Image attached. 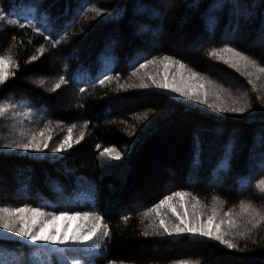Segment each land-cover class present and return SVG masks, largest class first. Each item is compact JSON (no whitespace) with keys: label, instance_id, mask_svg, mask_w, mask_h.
<instances>
[{"label":"trees","instance_id":"trees-1","mask_svg":"<svg viewBox=\"0 0 264 264\" xmlns=\"http://www.w3.org/2000/svg\"><path fill=\"white\" fill-rule=\"evenodd\" d=\"M243 3L253 12L249 18ZM91 6L103 15L88 11ZM0 10L25 24L22 29L0 21V55L10 53L19 64L0 101L20 102L31 112V125L54 132L53 144L73 124L74 139L84 132L63 156L29 155L0 142V207L101 215L111 236L97 241L100 254L90 264H264V224L247 240L234 241L247 251L187 234L143 235L156 220L143 213L175 191L195 195L205 214L217 197L221 218L238 213L242 201L264 212L257 187L264 180V76L252 77L254 91L245 74L210 55L231 47L264 67V47L254 45L260 33L264 37V0H176L169 9L162 0H0ZM235 31L243 41L224 36ZM34 55L38 59L31 61ZM164 55L252 107L244 114L220 113L154 86L121 89L138 84L145 73L163 76V65L132 73ZM60 76L66 83L51 91ZM110 147L121 158L108 164L101 152ZM191 172L198 177L193 184ZM31 250L22 241L0 239V261L30 264Z\"/></svg>","mask_w":264,"mask_h":264},{"label":"snow or ice","instance_id":"snow-or-ice-1","mask_svg":"<svg viewBox=\"0 0 264 264\" xmlns=\"http://www.w3.org/2000/svg\"><path fill=\"white\" fill-rule=\"evenodd\" d=\"M87 10L95 13L96 16L103 15V12L95 6H91ZM0 21L6 22L9 26H18L22 29L25 27L24 23L13 19L11 15H8L3 10H0ZM38 34L43 35L42 32H38ZM56 43H59V41H56ZM37 51L42 55L45 49L40 47ZM210 55L222 60L225 64L236 69V71L245 74L249 78L248 83L252 85L253 90H257L256 83L252 77L255 75L256 80L261 79L264 76V67L260 66L256 60L231 47H225L220 51L213 50L210 52ZM37 59L38 57L35 55L31 57V61ZM149 65H163V76H160L159 73H145L144 76L140 77L138 84L120 85L121 89L125 87L146 89L154 86L157 89H165L169 92L177 93L189 101L206 105L207 108L214 109L220 113L244 114L252 107L245 97H233L230 92H226L223 88H218L207 77L200 75L186 64L168 55L153 58L146 63L140 64V68L134 71L132 76H137L140 69H146ZM18 68V62L10 53L0 55V93L6 91L5 85L15 76L14 69L18 70ZM170 69H175L174 75L169 74ZM105 79L111 81L112 77L106 76ZM146 81H151V85ZM44 83V80L39 81L40 86H43ZM65 83V78L60 76L59 81L52 86L51 91L60 89L61 85ZM100 83L104 84L105 81L101 80ZM193 84L195 85L194 87L191 86ZM260 99L264 100V97ZM17 107L15 104L0 101V119L4 118L9 112L16 114L15 109ZM20 114L26 119L31 116V112L27 110ZM144 118L146 119L147 117ZM75 127L76 125L73 124L67 128V134L57 146L51 148L52 152H64L72 147ZM20 136L22 139L4 144L3 147L24 152L41 153L49 148V142L52 140V136L47 134L45 130H39L31 134L21 132ZM83 138L84 132L81 131L79 138L75 139L74 142L78 144ZM262 140H264V137H262ZM228 151L229 149L226 148V154ZM105 154L116 160L121 158L115 148H105L101 152V155ZM261 166L264 167V163ZM257 187L261 193H264V180H260ZM220 203L222 201H219L217 197H213L210 214L207 215L206 219H202L205 213L202 211L204 205L201 204V201L190 192L175 191L170 195H166L154 207L143 213L145 218L151 217L153 214L156 217V220L148 225L152 230L151 233L145 230L143 235L145 237L150 234L155 236L180 237L187 234L192 237L198 236L217 241L231 250L247 251L246 245L241 248L234 241L237 237L247 240L252 230L264 224V212L255 208L251 203L242 201L239 205L240 211L238 213L235 210H231L224 213L225 218H221L217 209V204ZM189 204L191 211L186 207ZM161 209H167L171 213V216L174 217V220L169 219ZM127 219L126 217L125 223ZM60 221L65 222V225L71 221H78V224L74 231L67 226L61 230V227L58 225ZM70 232L71 234H69ZM0 233L5 234L3 239L6 241L11 240L13 237H18L20 240L30 242L32 245H52L54 249L57 246L64 248L66 245H92L97 250V253L101 245L96 243V241L108 239L111 236L109 225L106 223L104 217L95 214L92 210L77 211L73 214H69L68 211H62L57 215L54 212L27 205L0 207ZM253 243H256V241H253ZM65 251L79 252L83 256L91 254L88 248L80 247L65 248ZM0 264H11V262L5 258L3 261H0ZM15 264H22V261L17 260ZM64 264H67V261ZM71 264H81V260L73 258ZM179 264H186V262L181 261Z\"/></svg>","mask_w":264,"mask_h":264},{"label":"rangeland","instance_id":"rangeland-1","mask_svg":"<svg viewBox=\"0 0 264 264\" xmlns=\"http://www.w3.org/2000/svg\"><path fill=\"white\" fill-rule=\"evenodd\" d=\"M175 1L176 0H162V5L164 6V8L169 9L175 5ZM243 6H244V3H243ZM242 13L245 14L246 18H249V16L252 15L253 12L251 13L250 11L246 10V8L244 6L242 9ZM207 26H209V25H207ZM158 29H159L158 26L154 29L155 30V32H153L154 37H153L152 41L150 42L152 46H155L157 43L156 40L158 38H157L156 33H158ZM224 36L226 37L227 40H231V39L238 40V41L244 40V38L239 34L238 31H235L233 33L226 32ZM254 45L257 47H264V37L261 33L259 34L258 39ZM194 52H198V49L195 48ZM138 56H140V55H138ZM174 74L175 73L170 74V75H174ZM191 86L194 87L195 85L193 84ZM2 102L15 104L18 107L15 109L16 114H13V112H9L8 114H6V116L4 118L0 119V142H2V143L6 142L4 144H7V143H12L14 141L20 140V139H22V137L20 136L21 132H24L26 134L38 132V129H36L37 127L31 125L30 119L29 118L26 119L23 115L20 114V113L25 111V110H23L24 108L22 107L20 102H16L14 100H6V101H2ZM46 133L50 134L52 136V139H53V134H54L53 131L50 132V130L47 129ZM216 135H217L216 141H219V139H220L219 131H217ZM74 141H75V139H74ZM74 141H73L72 147L69 148L68 150H71L75 146L76 143ZM53 143H54L53 140H51L49 142V148L45 149L41 153L24 152V151L17 150V149H8V150H17V151H21L22 153H27L29 155H45L48 152L49 156H63L64 154H66L68 152V150L64 151V152H52L51 148L55 147L59 144V143H55V144H53ZM2 146H4V145H2ZM102 159L104 161H106V163L109 164V163H111L110 161H112L114 158H111L109 155L105 154L102 156ZM195 178L197 179L198 177L196 176L195 173H192V175L190 177V183L193 184L195 182ZM168 188H172V184H169ZM4 190H5V188L3 186V180L0 179V193L3 192ZM62 203H63V201H62ZM140 206H141V203H138L135 205L134 208L138 209ZM186 207H187V205H186ZM178 210H180V209H178ZM161 211L164 212L168 216L169 219L174 220V217L171 216V213L168 212L167 209H161ZM189 211H191V209H189ZM207 215H209V214L206 213L202 217V219H206ZM151 217L153 219L156 218L154 214ZM77 224H78V221H71L67 225H65V222H63V221L58 222V225L61 227V230H63V228L65 226H67L72 231H74ZM69 234H71V232ZM4 235L5 234L0 233V239H3ZM7 235L10 236L11 234H7ZM11 240L22 241L18 237H13ZM22 242L26 243L27 245H30L34 250V251L31 250L26 255V258H27V260L30 261V264H64L65 261H67V264H71V260L73 258L80 259L81 264H90L89 261L93 260V258L95 256L100 254V249L97 253V250L92 245H86V246L66 245V246H64V248L57 246L54 249L52 245H46V244L32 245L30 242H26V241H22ZM96 243H98V242L96 241ZM76 247L88 248L90 250L91 254L89 256H83L79 252H66L65 251V248H76ZM22 264H25L23 262V260H22Z\"/></svg>","mask_w":264,"mask_h":264}]
</instances>
